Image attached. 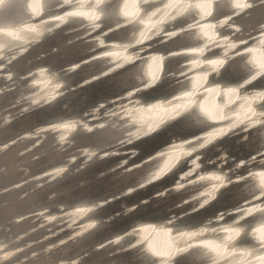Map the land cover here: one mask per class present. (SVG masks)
Listing matches in <instances>:
<instances>
[{
  "label": "bare ground",
  "instance_id": "obj_1",
  "mask_svg": "<svg viewBox=\"0 0 264 264\" xmlns=\"http://www.w3.org/2000/svg\"><path fill=\"white\" fill-rule=\"evenodd\" d=\"M71 1L77 4L67 8ZM260 3L264 0H0V105H6L0 110V126L18 113L43 106L53 113L52 118L0 142V151L23 139L27 144L19 152L24 153L48 137L56 150L75 147L63 159L0 186V192L29 179L40 186L63 177L79 160L81 167L95 158L117 154L120 158L115 167L131 175L113 196L41 205L15 215L17 222L32 216L35 224L0 233V264H20L35 257L40 250L25 252L37 240L54 239L42 248L50 253L97 233L106 219L99 208L157 184L164 186L151 197L124 204L123 215L152 197L159 196L160 202L130 216L104 237H97L96 250L127 254L117 264H264V196L258 194L264 187V157L258 158L264 154V20L256 29L246 20L252 11L247 10ZM207 18L211 19L195 25ZM130 24L128 29L114 32ZM193 27L197 29L182 34ZM165 29L169 36L156 40ZM74 30L81 31L71 38L65 35ZM141 33L146 40L141 39ZM258 35L261 37L254 43L240 47ZM80 37L98 40L82 46V51L106 44L112 47L83 59L77 54L41 59L49 51L62 48L64 38L70 42ZM173 37L177 38L171 44L153 48L148 60L130 66L141 58L140 52ZM184 51L193 56L188 60L166 58L167 53ZM101 57L110 59L91 62L81 69L82 62ZM185 63L190 66L181 68ZM122 73L125 75L119 78ZM104 76V80L116 78L112 81L119 86L115 93L80 114L58 115V104L68 90ZM189 77L190 81H185ZM181 80L185 82L175 86ZM206 84L207 94L195 97L197 89ZM123 85L134 87L124 89ZM12 88L16 91L7 92ZM140 89L146 91L138 93ZM14 106L18 109L11 112ZM217 109L221 113L218 120L213 116ZM201 112L211 118L208 123ZM209 132L212 142L199 148L205 139L201 133ZM153 133L158 135L148 140L162 135L156 141L168 137L164 145L133 162L139 150L132 146ZM236 134L240 141L256 146L255 151L230 157L224 146ZM119 143L124 145L116 148ZM192 148L196 150L189 155ZM150 159L153 161L144 166ZM170 160L174 166L169 169L165 164ZM139 167L142 172L136 177ZM236 188L239 201L235 205L220 202ZM38 229L43 230L38 238L24 241ZM80 260L81 254L62 255L44 264H79Z\"/></svg>",
  "mask_w": 264,
  "mask_h": 264
},
{
  "label": "rangeland",
  "instance_id": "obj_2",
  "mask_svg": "<svg viewBox=\"0 0 264 264\" xmlns=\"http://www.w3.org/2000/svg\"><path fill=\"white\" fill-rule=\"evenodd\" d=\"M253 11H251L250 17L246 19L247 24H251L252 29L256 27L258 22L264 20V5L254 9ZM73 36L68 37L71 38ZM63 42L64 43L61 49L64 48L63 50L65 52H54L53 55H60V57H69V55L73 54L76 55V53L79 52L83 46V43L72 45L66 44L67 41L65 38ZM124 75L125 74L122 73L118 77L121 78ZM115 79L110 78L88 87H75L68 90L64 95L63 100L58 104V115L69 113L80 114L83 110H86L89 106L94 105L109 93H115L116 89L119 87L118 85H114V83H112ZM169 82H171V80ZM5 108L6 105H0V110H4ZM17 109L18 106L11 107V112H14V110ZM47 111L48 108H45L41 111L33 112L30 110L28 112L16 114L10 122L0 126V142H3L9 137L19 134L23 130L29 129L52 118L53 113ZM160 137L141 143L142 147L136 144L132 147L142 151L143 154V152H145L144 149H150L153 145H157V148L164 145V142L168 137L163 141H156ZM51 141V137H48L46 141L35 149L20 153L19 150L27 143L23 141V139H19L10 145L8 149L0 151V186L8 185L21 177H25L34 171H37L40 167H43L55 160L63 159L67 153L75 148L73 147L68 151L56 150L55 146L50 145ZM153 142L155 143L151 145ZM228 142L229 141H227L224 148L227 149L230 157H242L249 154L248 152L252 148V144L248 141L242 142L237 139L232 143ZM142 154L135 158L133 157V162L142 158ZM119 156L120 155L117 154L115 156H111L110 158L101 160L95 158L92 162L81 167H78L80 162L79 160L74 166L69 168L68 173L52 182H46L40 186H35L33 179H29L22 185L13 186L1 191L0 233H4L6 229H9V232H13L16 229L34 225L35 221L32 216H27L22 219V221L18 222L13 220V217L15 215L37 209L41 205L55 206L56 204L62 202H72L82 198H104L118 193L122 189V186L131 178L130 173H126L124 169L115 167L116 163L119 161ZM141 172L142 170L134 175L137 177L141 174ZM162 186H164V184L152 185L147 189L145 188L144 190L134 192V194L126 197L124 195L107 202L98 210L103 217H106V219L102 224H100L97 233L92 232L82 239L69 242L50 253H44L42 248L47 242H52L54 239H48L47 241L42 239L39 241L37 240L36 243H34L33 246L25 252V254H28L30 250H40V252L35 257L20 264H44L46 262L56 260L62 255L68 256L75 254H81L79 264H84L87 261L95 262L97 260L106 262V264H117L118 260L127 254L120 253L110 255L109 253L112 252L113 249L98 251L94 248L95 242L107 235L106 232L109 230L118 229L119 225L124 223V221L130 216L136 215L137 213L145 211L149 207L158 204L160 202V198H158V196L154 198L152 197L148 202L138 204V207L133 209L131 213L126 216L123 215L124 204L132 202L139 203L143 196L149 195V197H151L152 194ZM237 193L238 188L230 190L220 202H229L228 205L230 206L235 205L239 201ZM42 232V229L35 230L28 238L24 239V241L30 238H38ZM100 235L101 237L97 238Z\"/></svg>",
  "mask_w": 264,
  "mask_h": 264
},
{
  "label": "water",
  "instance_id": "obj_3",
  "mask_svg": "<svg viewBox=\"0 0 264 264\" xmlns=\"http://www.w3.org/2000/svg\"><path fill=\"white\" fill-rule=\"evenodd\" d=\"M75 1H71V5H68L67 6V8L68 7H71L73 4H77V2L76 3H74ZM264 5V3H260V4H258V5H254L251 9H248L247 11H249V10H254V9H257V8H259L260 6H263ZM247 11H245L243 14H246V12ZM120 13V12H119ZM242 14V15H243ZM119 16H120V14H119ZM119 18V20L120 21H123V20H125L124 18H122V17H118ZM235 18V17H234ZM211 18H207V19H203V20H201V21H199V22H197V23H195V25H200L201 26V24H203V23H206L207 21H209ZM136 22V21H135ZM132 24H130V25H127V26H123V27H120L119 29H116L114 32H116V31H119V30H123V29H128L130 26H131ZM199 27V26H198ZM91 27H89V29H90ZM197 29V27H193V28H191V29H188V30H185L182 34H184V33H189V32H192V31H195ZM81 30H84V29H81ZM81 30H74V31H69V32H66V36H73L74 34H76V33H78V32H80ZM261 30H264V26H261ZM164 32H166V29L162 32V33H160V35H159V38H156V40H158V39H165V38H167L168 36H169V34L168 33H164ZM92 34H90V36H91ZM180 36V35H179ZM179 36H177V37H179ZM104 38H107V35H105V36H103ZM177 37H173V38H170L169 40H165V41H161V42H159L157 45H154L153 47H149L148 49H146V50H144V51H142V52H140L139 54H140V56H141V58L140 59H138L136 62H135V64H131L130 66H133V65H140L141 64V62L142 61H145V60H148L153 54H150V52L153 50V48H158V46H163V45H169V44H171V42H173ZM261 37V35H258V36H256V37H253L252 39H250L248 42H246V43H243L242 45H240V47H246V46H248V45H251L252 43H254L256 40H258L259 38ZM96 42H98V40L97 39H87L86 37L85 38H83V37H80V38H77V39H75V40H72V41H70V42H67L66 44H70V45H72V44H79V43H83V47L85 46V47H87L88 45H93L94 43H96ZM112 47V45L111 44H106V45H104L103 47H99V48H97V49H92V50H86V51H82V50H80L79 52H77L76 54V56H77V58H79V59H83V58H85L86 56H88V55H91V54H94V53H96L97 51H99V50H104V49H110ZM61 50H63V49H61V48H58V49H56V50H51V51H49V53L47 54V55H43L42 57H41V59L42 60H44V59H47V58H49V57H51V56H53V53L54 52H56V53H61ZM75 56V57H76ZM193 56V54H190L188 51H184V52H181V53H176V54H174V53H167V55H166V58H180V59H183V60H188L189 58H191ZM244 56V55H243ZM36 59V58H35ZM110 59V57H101V58H94V59H92V60H90V61H84V62H82V65H81V69L82 68H84V67H89V66H91L90 65V63L91 62H94V61H97V60H104V61H108ZM39 61H40V59H38ZM114 63H112V64H109L108 66H111V65H113ZM190 66V63H185V64H183L182 66H181V68H183V69H185V68H188ZM204 67H201L200 69H203ZM199 69V70H200ZM252 70H254V69H252ZM141 75L143 76V78L145 77V69H144V67L142 68V70H141ZM111 75H109V76H107V77H110ZM106 76H104V77H102V78H100V79H96V80H94L93 82H89V83H87V84H85V85H82V86H80V88H84V87H88V86H91V85H94V84H96L97 82H100L101 80H104L105 78H107ZM167 79L168 78H171V75H168L167 77H166ZM179 79H181V77L180 78H178V80ZM22 81L24 80V79H21ZM185 81H190V77L189 78H187V79H185ZM184 80H181V81H179V82H177V83H175V86H178V85H180V84H183L184 82H185ZM124 87V89H128V88H130V87H134V86H126L125 87V85H123ZM153 89H155V87H150L149 88V90H153ZM208 89H209V84H206V85H204V86H201L199 89H197V95H195V97H204L206 94H207V91H208ZM13 91H16V88H12V89H10V90H7V92H13ZM146 90L145 89H140L139 91H138V93H140V92H145ZM123 100H125V99H123ZM122 99H121V101H123ZM116 102H119V101H116ZM46 108V106H43V107H40V108H37V109H35V110H33V112L34 111H41V110H44ZM30 111V110H29ZM210 124H212V125H216V124H219V123H210ZM158 134H156V133H153V134H151V135H148L147 137H145V138H142V139H139V140H137L136 142H135V144L136 145H140L141 146V143H143V142H145V141H147L148 139H150L151 137H153V136H157ZM239 134H236V135H234V136H232L231 138H229V142L228 143H232V142H234L235 140H237V139H239ZM122 145H124V143H119V144H117L115 147L116 148H120ZM139 146V147H140ZM142 147V146H141ZM256 146H254V147H252L251 149H250V151L248 152V153H251V152H253V151H255V148ZM144 148V147H143ZM157 148V145H153L150 149H144L145 150V152H143V154H142V151H140L139 150V152L136 154V156L135 157H137V156H140L141 154H142V156L141 157H147V156H149V155H151L152 154V152H154L155 151V149ZM71 148H69L68 150H70ZM68 150H66V151H68ZM148 152V153H147ZM146 154V155H145ZM115 156V155H114ZM134 157V158H135ZM260 157H264V154H261V155H259L258 156V158H260ZM253 160H256V159H253ZM153 160H147V161H145V163L143 164L144 166L145 165H148V164H150L151 162H152ZM141 168L139 167V168H137V170H140ZM148 186H150V185H148ZM145 188H147V187H142V188H140V189H138V190H136L135 192H138V191H141V190H143V189H145ZM128 196V195H127ZM126 197V196H125ZM159 197V196H158ZM260 200H262V199H260ZM260 200H257V201H260ZM256 201V202H257ZM246 206H248L247 204L246 205H243V207H246ZM131 250H134V249H131ZM131 250H128V252L129 251H131Z\"/></svg>",
  "mask_w": 264,
  "mask_h": 264
},
{
  "label": "clouds",
  "instance_id": "obj_4",
  "mask_svg": "<svg viewBox=\"0 0 264 264\" xmlns=\"http://www.w3.org/2000/svg\"><path fill=\"white\" fill-rule=\"evenodd\" d=\"M98 26H99V25H97V27H98ZM141 39L146 40V37H144V34H143V33H141ZM237 54H238V53H237ZM210 100H211V97H209L208 100H205V101H204L205 105H207V104L210 102ZM197 110H199V109L197 108ZM220 115H221V113H220L219 109H217V110L213 113V116H214L215 118H217V120H218V118L220 117ZM201 116H202L203 120L205 121V123H208V122L210 121V119H211V118L209 117V115H208L207 113H205V112H201ZM228 128H229V130H231V128H232V124H231V122L228 123ZM214 131H215V129L212 130V132H214ZM221 131H223V129H221ZM201 136L205 137V139L203 140L202 143H199V145H198L199 148H204V147H206L209 143L212 142V133H211V132H209V133H201ZM221 138H222V137H221ZM194 139L199 140L200 137H194ZM195 150H196L195 148L190 149L189 152H188V154L190 155L191 152H193V151H195ZM197 159H199V157H197ZM176 163H178V161H176ZM172 166H174L172 160H170L167 164H165V167H166V168H169V169H170ZM197 167H199V165H197ZM159 175H160L159 172H157V173L155 174L156 177H159ZM129 191H132V190L130 189ZM258 194H259L260 196H264V187L259 188V190H258Z\"/></svg>",
  "mask_w": 264,
  "mask_h": 264
}]
</instances>
